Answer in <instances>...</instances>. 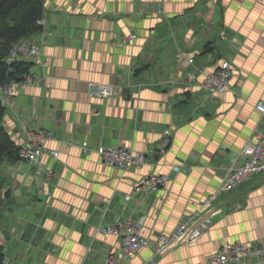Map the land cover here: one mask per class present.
I'll return each mask as SVG.
<instances>
[{
	"label": "crops",
	"instance_id": "crops-1",
	"mask_svg": "<svg viewBox=\"0 0 264 264\" xmlns=\"http://www.w3.org/2000/svg\"><path fill=\"white\" fill-rule=\"evenodd\" d=\"M41 23L48 38L33 73L40 85L17 90L2 123L18 146L27 127L50 131L44 146L59 156L47 153L42 167L23 159L0 165L4 264H101L122 244L101 225L130 216L145 238L170 233L221 187V167L257 139L264 0H45ZM225 60L233 67L229 91L210 95L202 77L190 78L195 66L209 72ZM88 82L124 91L97 98ZM164 129L171 130L166 147ZM119 145L146 162L118 169L94 151ZM154 173L169 175L164 187L125 199ZM209 212L212 222L195 243L159 257L145 248L126 264H208L227 242L264 249V173ZM252 261L264 264V253Z\"/></svg>",
	"mask_w": 264,
	"mask_h": 264
},
{
	"label": "built area",
	"instance_id": "built-area-1",
	"mask_svg": "<svg viewBox=\"0 0 264 264\" xmlns=\"http://www.w3.org/2000/svg\"><path fill=\"white\" fill-rule=\"evenodd\" d=\"M40 49L37 44L27 39H23L14 44L7 56V62L12 63L17 60L24 61L37 59ZM37 61V60H36ZM193 64V59L189 60ZM233 75L232 64L225 60L221 67L214 71L206 72L203 68L195 66L190 72V78L197 80L202 77L201 88L210 95L224 93L231 89L230 82ZM17 83L0 85V102L4 106H9L14 100ZM89 93L97 98H108L116 92L122 93L123 88L114 84H103L88 82ZM256 108L261 114L262 129L257 132L255 142L247 143L241 151L232 159L231 165L222 166L223 182L221 187L214 193L209 194L202 201L201 207L194 215L186 218L170 233H161L155 240L145 238L140 233V223L133 221L132 217H127L121 224L101 225L100 231L104 235L120 237L122 244L113 254L105 257L101 264H126L139 251L145 248H152L156 257L162 256L171 248L182 243H195L202 235L204 229L211 224V206L216 203L226 192L234 191L241 184L253 179L256 175L264 173V103H258ZM171 130L164 129L162 132V146L166 147L170 142ZM52 138L50 131L46 129H35L28 131L26 141L19 145V155L21 159L36 166H42V157L45 155L44 142ZM83 149L88 152L87 143ZM101 160L112 167L118 169H130L139 167L146 162V157L142 153L133 152L125 146H99L94 149ZM54 158L59 156V151L52 150ZM52 169L48 170V177H52ZM169 180L168 174H151L138 185L125 199L130 200L141 192L155 193L166 185ZM43 188L40 189V192ZM264 253L263 248H249L240 243H223L217 253L209 260L208 264H253L252 258L260 259Z\"/></svg>",
	"mask_w": 264,
	"mask_h": 264
},
{
	"label": "trees",
	"instance_id": "trees-1",
	"mask_svg": "<svg viewBox=\"0 0 264 264\" xmlns=\"http://www.w3.org/2000/svg\"><path fill=\"white\" fill-rule=\"evenodd\" d=\"M45 0H0V85L21 82L32 64L17 60L7 62L14 44L43 30ZM6 107L0 102V165L5 159L19 160V146L3 125ZM5 262L4 246L0 244V264Z\"/></svg>",
	"mask_w": 264,
	"mask_h": 264
},
{
	"label": "rangeland",
	"instance_id": "rangeland-1",
	"mask_svg": "<svg viewBox=\"0 0 264 264\" xmlns=\"http://www.w3.org/2000/svg\"><path fill=\"white\" fill-rule=\"evenodd\" d=\"M36 34H38V36L36 37V38H33V39H30V37H29V40L32 42V43H34V44H37V46L39 47V49H40V55H39V57L37 58V59H35V61L34 60H27V59H25L24 61H28L29 63H31L32 64V67H31V69H30V72L27 74V75H25L23 78L24 79H22V83L23 84H17V89H16V91L17 90H20L21 88H25V87H27V86H29V85H32V84H35V85H40V79H34V74L33 73H38V71H36L35 69L37 68V66L36 65H38V63L40 64V63H43L42 61V46H43V44L45 43V42H47V33H46V31H44V27H43V30L42 31H40V32H38V33H36ZM37 60V61H36ZM45 64V63H44ZM205 70V69H204ZM28 76V77H27ZM27 77V78H26ZM124 91V90H123ZM15 97V96H14ZM13 102H14V100L11 102V104L10 105H12L13 104ZM31 130L32 129H29L28 127H27V129H25L24 130V138L26 139L27 138V133H28V131L29 132H31ZM53 138V137H52ZM26 141V140H25ZM24 141V142H25ZM47 148H46V146H45V155H47V153H50L51 154V151L52 150H49V151H47L46 150ZM58 151V150H57ZM44 155V156H45ZM52 155V154H51ZM44 156L42 157V159L44 158ZM28 162V161H27ZM43 162V161H42ZM44 165V164H43ZM42 165V166H43ZM42 166H39V167H42ZM51 169V168H50ZM51 179V176L50 177H48V173H47V176H46V178H44V179H41V184H40V187H39V192H40V189H42L43 188V191L42 192H40V193H44L45 192V188H46V185L48 184V182H49V180ZM109 254H113V252L112 253H109ZM108 254V255H109ZM107 256V255H106ZM105 256V257H106ZM105 257L102 259V261L105 259ZM102 261H101V263H102Z\"/></svg>",
	"mask_w": 264,
	"mask_h": 264
},
{
	"label": "bare ground",
	"instance_id": "bare-ground-1",
	"mask_svg": "<svg viewBox=\"0 0 264 264\" xmlns=\"http://www.w3.org/2000/svg\"><path fill=\"white\" fill-rule=\"evenodd\" d=\"M27 40H29L28 38H27ZM30 41V40H29ZM28 77V76H27ZM26 77V78H27ZM12 83H14V82H12ZM15 83H17V84H22V81L21 82H15ZM17 89V88H16ZM4 106V105H3ZM4 107H6L7 108V106H4Z\"/></svg>",
	"mask_w": 264,
	"mask_h": 264
},
{
	"label": "water",
	"instance_id": "water-1",
	"mask_svg": "<svg viewBox=\"0 0 264 264\" xmlns=\"http://www.w3.org/2000/svg\"><path fill=\"white\" fill-rule=\"evenodd\" d=\"M24 79V78H23Z\"/></svg>",
	"mask_w": 264,
	"mask_h": 264
}]
</instances>
